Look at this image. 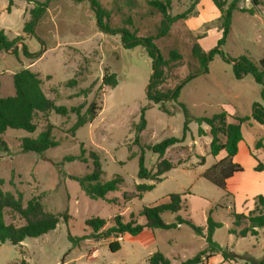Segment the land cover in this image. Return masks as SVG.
I'll return each instance as SVG.
<instances>
[{"label":"rangeland","instance_id":"374dc122","mask_svg":"<svg viewBox=\"0 0 264 264\" xmlns=\"http://www.w3.org/2000/svg\"><path fill=\"white\" fill-rule=\"evenodd\" d=\"M151 1L154 0H99L110 15L112 27H127L142 37L156 36L160 26L162 15L150 5ZM157 1H170L169 14L172 16L184 13L188 16L174 23L168 36L155 40L165 59L169 60L171 50L181 54L178 62H171L165 68L166 82L161 88L167 91L199 68L191 55L195 43L205 51L215 48L221 37V14L211 0ZM225 1L229 5L232 0ZM259 1L256 8L251 0L239 1V8H255L256 13L234 11L231 33L223 47L228 57L236 59L249 55L256 63L263 57L264 0ZM7 7L8 0H0V30L4 29L8 38L13 39L23 35L33 5L17 2L10 13ZM25 43L32 53L43 54L32 60L22 52L16 57L11 52L0 51V97L13 96V75L29 69L39 75L45 95L57 106L70 109L82 105L84 114L94 102L98 110L97 118L79 128L76 135L70 133L77 119L74 113L64 117L50 112L35 117L37 130L34 133L8 129L1 136L9 151L0 152V179L3 180L0 188L15 195L21 193L24 205L39 197L45 211L67 212L71 219L68 223L60 221L55 230L40 238L26 239L23 248L10 243L0 245V264H15L22 259L29 264H149V257L156 252L162 253L173 264L185 261L207 247L205 237L186 225L146 231L141 238L124 235L99 240L91 237L75 247L68 237L69 234L92 236L93 231L85 223L89 218L104 219V231L114 225L116 215L122 214L128 221L130 214L165 203L171 194L181 195L184 210L176 214L164 213V222L173 223L177 216H182L192 219L198 226L207 227V219L212 213L214 221L223 224L215 231L214 241L222 249L239 256L236 261L224 262L218 254L206 259L204 264H250L264 257V228L260 229L258 237L239 238L228 232L233 227L231 213L248 214L255 207L256 197L264 195V171L254 170L257 160L264 164V126L253 120L242 125L244 140L235 162L244 171L228 181L225 191L202 176L218 158L210 153L211 137L199 135L201 127L208 132L209 127H200L196 121L222 112L251 116L254 104L264 106L263 88L252 76L237 80L232 63L224 61L220 55L215 56L209 63V72L188 82L181 91L178 101L187 106L193 118L185 142L168 149L160 159L147 147L166 138H182L185 115L177 102L165 103V108L173 111V115L164 113L160 105L150 106L146 88L153 73L152 61L143 47L126 49L120 34L111 35L99 28L88 1L71 0H52L35 34L25 36ZM113 74L118 85L114 88L104 86L103 77ZM73 79L77 85L66 87ZM87 89L89 93L82 94ZM143 108H147V127L139 144H135L134 125L140 122ZM47 122L54 126L53 135L60 144L43 154L21 152V139L37 137ZM259 142L261 146L257 147ZM82 144L87 158L91 151L99 154L103 181L122 177L120 190L107 196L108 200L117 201L92 200L79 182L71 178L83 177L92 168L90 159L88 164L63 161L68 155H79ZM142 152L151 175L156 174L162 160L172 163L175 168L161 176L164 179L161 183L140 180ZM202 158L204 164H201ZM138 184H156V187L141 199L125 201L124 195L135 196ZM5 222L17 226L24 224L9 210L5 211ZM138 222L144 224L145 219L138 218ZM114 241L120 244L117 252L110 249Z\"/></svg>","mask_w":264,"mask_h":264},{"label":"trees","instance_id":"16d2710c","mask_svg":"<svg viewBox=\"0 0 264 264\" xmlns=\"http://www.w3.org/2000/svg\"><path fill=\"white\" fill-rule=\"evenodd\" d=\"M16 1L26 2L33 5L29 11V20L25 22L23 27V35L9 39L4 29L0 30V51L11 52L14 56H18L20 52L29 59H39L41 54L32 53L27 44L25 43V36L34 35L36 27L49 8V3L52 0L40 2L38 0H8L7 11L10 13L15 6ZM77 3L88 1L95 12L99 28L111 35H121L123 46L126 49H134L136 47H143L146 50L148 57L152 61V75L150 83L146 88L147 100L151 105H160V109L168 114L173 115V111L165 108L167 102H177L180 109L185 115L184 122V135L182 138L170 137L166 138L160 143L147 147L150 151L156 154L160 159H163L168 149L177 144L184 143L186 134L189 131V124L193 118L187 106L179 102L181 91L183 87L191 80L198 76L207 74L209 72V63L215 56L220 55L224 61L232 63L233 74L237 80H242L246 76H252L254 81L261 85L263 90L261 97L264 100V55L256 63L249 55H241L236 59L228 57L223 51L232 29L233 13L238 10L240 12L254 15L256 7L260 5L259 0H251L255 8L244 9L239 8L238 3L240 0H232L229 5L225 0H211L221 16V37L217 41V45L210 51H205L200 44L195 43L191 49L192 57L198 62L199 68L190 72L185 79L181 80L175 88L164 91L162 85L166 82L165 68L171 62H178L181 59V54L177 50H171L169 53V60L165 59L161 53L156 39L166 37L170 34L171 27L179 20L186 19V13L172 16L169 14L170 1H151L150 5L156 9L161 15L160 26L156 36L142 37L138 36L135 32L126 28L112 27L109 23L110 15L101 6L99 0H71ZM131 23V22H129ZM20 45V46H19ZM102 84L104 86L116 87L118 81L116 76L105 75ZM13 85L15 94L9 97H0V152H8L9 148L1 139V136L8 130H22L27 133H34L37 130L35 117L38 114H48L55 112L58 115L67 117L74 113L77 117L76 122L70 128V133L76 135V131L84 125L93 122L97 118V106L93 102L87 108L86 112L82 114L83 106H76L68 109L64 106H57L55 101L49 99L43 89L42 82L39 75L29 69H22L13 75ZM77 85L76 80H69L66 87L73 88ZM89 90H83L82 94L87 95ZM147 108L141 110V120L138 124L134 125L136 132L135 144H139L142 132L147 127L145 119V111ZM251 120L264 126V106L259 103L254 104L251 116L239 117L231 115L227 112H222L212 116H203L197 118L196 121L200 125L209 127V132H206L202 127L199 130L200 136L209 135L211 137L210 153L213 157H217L222 151L226 152V156L217 161L213 166L208 168L202 174L203 178L211 182L216 187L227 190L228 181L231 180L236 174L244 171L243 167L235 162V157L239 153V145L244 140L242 133V125L250 122ZM54 126L47 122L43 131L37 137H24L20 141L21 152H34L43 154L51 148L57 147L60 142L56 140L53 135ZM261 146V142L257 147ZM86 150L84 145H81V153L79 155H68L64 158L65 162L79 161L88 164L89 159L92 160V168L89 173L83 177L72 179L79 182L82 190L92 200H108L107 196L110 193L120 190L123 179L120 176H115L112 180L103 181V169L100 156L97 152L91 151L89 157L85 156ZM205 163L202 158L201 164ZM175 165L162 160L159 163L156 174L151 175L150 171L145 165L144 152H142L139 159V172L138 177L140 180H151L161 183L164 179L162 175L174 169ZM254 170L256 172L264 171V164L257 160V165ZM3 180L0 179V185ZM156 184H138L136 185V194L134 197L124 195V200L129 202L134 198H142L146 192L152 191ZM114 202L117 200H108ZM9 210L24 221L22 225L6 224L5 211ZM184 210V202L179 194H171L169 200L165 203L157 204L152 207H146L138 214H130L129 220L126 221L124 215L118 214L113 218L114 225L109 229L102 231L106 226V221L99 217H92L86 220V226L89 227L93 234L92 236L85 235L83 237H73L68 235L73 247L78 246L81 241L87 238L106 239L112 236L116 238L130 235L133 238H141L146 231H154L156 229L170 230L177 229L181 225L190 227L197 235L203 236L206 239L207 247L198 252L194 257L189 258L177 264H204L206 259L215 257L221 254L224 262L236 261V254L229 252L227 249L216 243L213 239L214 233L217 229L222 228L223 224L215 222L212 213L207 219V227L198 226L190 218L177 216L176 221L173 223L164 222L162 215L164 213H179ZM144 218L145 223L140 224L138 218ZM233 227L228 230L229 234L244 238L247 236L258 237L260 229L264 228V195L260 194L255 199V207L253 210L244 213H231ZM71 216L65 212L63 214H54L45 211L41 199L35 197L29 200L26 205L23 204V196L21 193L17 195L3 191L0 188V245L10 243L14 246L23 248V242L26 239L40 238L45 234L57 228L60 221L69 222ZM110 249L113 252L120 250L118 241L110 244ZM24 255L23 250H21ZM149 264H173L162 253L156 252L149 257ZM15 264H29L25 259H22ZM220 264V263H219ZM250 264H264V257Z\"/></svg>","mask_w":264,"mask_h":264},{"label":"crops","instance_id":"0c3cea01","mask_svg":"<svg viewBox=\"0 0 264 264\" xmlns=\"http://www.w3.org/2000/svg\"><path fill=\"white\" fill-rule=\"evenodd\" d=\"M17 2H22V1H16V2H15V5H16ZM28 20H29V19H27L26 21H28ZM205 131H206V130H205ZM206 132H208V131H206ZM242 143H243V141H242V142L240 143V145H239V152H240V149H241V145H242ZM238 154H239V153H238ZM225 156H226V152H225V151H222V152L220 153V155H218L216 158H218V161H219V160L223 159ZM237 156H238V155H237ZM237 156H236V157H237ZM236 157H235V158H236Z\"/></svg>","mask_w":264,"mask_h":264}]
</instances>
